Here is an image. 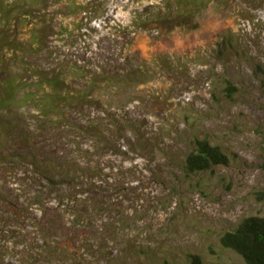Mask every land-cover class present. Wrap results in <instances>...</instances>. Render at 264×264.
Masks as SVG:
<instances>
[{"label": "rangeland", "instance_id": "374dc122", "mask_svg": "<svg viewBox=\"0 0 264 264\" xmlns=\"http://www.w3.org/2000/svg\"><path fill=\"white\" fill-rule=\"evenodd\" d=\"M163 2L48 0L33 11L44 21L49 49L58 60L106 66L135 56L155 73L131 94L114 95L112 104L146 137L144 147L135 151L137 137L129 135L131 144L129 137L122 138L119 148L125 156H110L131 173L123 185V205L138 224L129 234L147 249L138 259L127 257L126 264H189L191 254L206 264L243 263L220 238L246 217H264V0H231L227 11H218L212 2L196 29L165 36L137 31L120 52L123 39L116 32L131 24L136 11ZM15 30L25 33L27 28ZM226 33L236 35L240 56L230 51L224 59L219 56ZM51 61L45 53L33 56L36 64ZM221 77L233 82L232 96ZM117 102L123 103L121 109ZM26 120L33 123L30 115ZM45 136L39 149L48 155L71 148L63 134L48 130ZM195 139L219 145L229 163L187 173L184 159ZM5 190L16 202L14 184L6 183Z\"/></svg>", "mask_w": 264, "mask_h": 264}, {"label": "trees", "instance_id": "16d2710c", "mask_svg": "<svg viewBox=\"0 0 264 264\" xmlns=\"http://www.w3.org/2000/svg\"><path fill=\"white\" fill-rule=\"evenodd\" d=\"M47 1L0 0V264H126L127 257L138 259L147 249L129 234L138 224L123 205V185L131 173L119 169L110 156L126 154L119 148L122 138L136 136L139 144L131 148L135 151L144 147L146 137L141 126L112 104L114 95L131 94L155 73L135 56L106 66L58 60L49 49L44 21L33 11ZM212 2L218 11L231 6V0H164L136 11L131 24L116 32L123 39L119 51L137 31L165 36L196 29ZM14 26L27 30L22 33ZM238 41L226 33L219 56L224 59L228 51L240 56ZM40 53L52 61L33 62ZM219 80L229 83L226 92L232 96L233 82ZM117 104L121 109L123 103ZM48 130L63 134L71 144L65 154L40 150ZM228 163L219 145L195 139L183 168L197 174ZM8 182L14 184L17 203L5 190ZM220 242L243 260L230 264H264V217L244 218ZM189 264L206 263L191 254Z\"/></svg>", "mask_w": 264, "mask_h": 264}]
</instances>
